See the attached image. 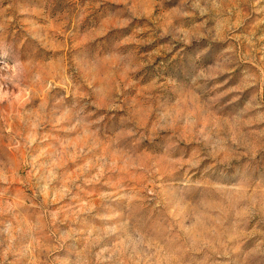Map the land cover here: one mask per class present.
I'll use <instances>...</instances> for the list:
<instances>
[{"label": "rangeland", "instance_id": "rangeland-1", "mask_svg": "<svg viewBox=\"0 0 264 264\" xmlns=\"http://www.w3.org/2000/svg\"><path fill=\"white\" fill-rule=\"evenodd\" d=\"M0 264H264V0H0Z\"/></svg>", "mask_w": 264, "mask_h": 264}]
</instances>
